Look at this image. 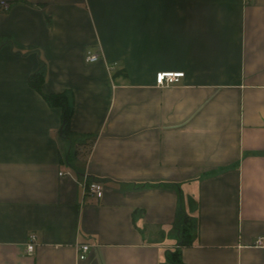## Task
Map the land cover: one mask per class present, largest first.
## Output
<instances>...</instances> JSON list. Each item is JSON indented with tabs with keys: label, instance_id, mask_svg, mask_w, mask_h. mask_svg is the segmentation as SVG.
Listing matches in <instances>:
<instances>
[{
	"label": "crops",
	"instance_id": "0c3cea01",
	"mask_svg": "<svg viewBox=\"0 0 264 264\" xmlns=\"http://www.w3.org/2000/svg\"><path fill=\"white\" fill-rule=\"evenodd\" d=\"M4 1L0 264H264V0Z\"/></svg>",
	"mask_w": 264,
	"mask_h": 264
},
{
	"label": "built area",
	"instance_id": "2783aa9c",
	"mask_svg": "<svg viewBox=\"0 0 264 264\" xmlns=\"http://www.w3.org/2000/svg\"><path fill=\"white\" fill-rule=\"evenodd\" d=\"M0 6L3 10L7 11L10 9V4L7 1H1ZM100 56L99 54H88L86 57V61L93 63L97 62L99 60ZM185 76L183 72H159L156 74V84L157 86L164 87V86H169L173 84H177L181 81V79ZM84 189L87 193L92 194L98 198H101L104 193V187L103 185L95 180L91 181H85L84 184ZM35 238H32V241L30 244L27 246V253L32 254L35 249V244H34ZM258 243L260 244V240H258ZM90 246L89 245H81L79 247V259L84 260L86 258V254L89 251Z\"/></svg>",
	"mask_w": 264,
	"mask_h": 264
},
{
	"label": "trees",
	"instance_id": "16d2710c",
	"mask_svg": "<svg viewBox=\"0 0 264 264\" xmlns=\"http://www.w3.org/2000/svg\"><path fill=\"white\" fill-rule=\"evenodd\" d=\"M43 83V76L41 74H35L31 80L30 84L35 90L40 92L45 100L53 107H58L62 110V132L64 134L70 133V121L72 117V108L68 103L66 93L61 94H44L42 93L41 86ZM189 229V225L183 228V239L185 240L187 237V232ZM186 241V240H185Z\"/></svg>",
	"mask_w": 264,
	"mask_h": 264
}]
</instances>
